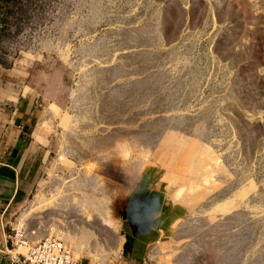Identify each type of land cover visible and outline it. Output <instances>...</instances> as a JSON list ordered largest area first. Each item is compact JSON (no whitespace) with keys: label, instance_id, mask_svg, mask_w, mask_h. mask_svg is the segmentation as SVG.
<instances>
[{"label":"rangeland","instance_id":"374dc122","mask_svg":"<svg viewBox=\"0 0 264 264\" xmlns=\"http://www.w3.org/2000/svg\"><path fill=\"white\" fill-rule=\"evenodd\" d=\"M21 93L49 140L12 211L32 239L114 264L144 178L178 216L145 264H264V0H0V112Z\"/></svg>","mask_w":264,"mask_h":264},{"label":"crops","instance_id":"0c3cea01","mask_svg":"<svg viewBox=\"0 0 264 264\" xmlns=\"http://www.w3.org/2000/svg\"><path fill=\"white\" fill-rule=\"evenodd\" d=\"M5 102L12 109L8 114L0 112V222L4 217L7 219L6 210L28 199L49 147L48 136L40 132L37 121L42 101L34 94L21 93ZM176 210L164 192L153 188L150 181L140 179L128 198L123 217L122 255L114 264H145L142 256L150 245L170 233L178 217ZM127 237L130 244L125 253ZM0 264L10 263L0 256Z\"/></svg>","mask_w":264,"mask_h":264},{"label":"built area","instance_id":"2783aa9c","mask_svg":"<svg viewBox=\"0 0 264 264\" xmlns=\"http://www.w3.org/2000/svg\"><path fill=\"white\" fill-rule=\"evenodd\" d=\"M6 211L7 219L0 222V256L10 264H81L61 234L51 232L46 237L30 239L24 218L16 217L13 209Z\"/></svg>","mask_w":264,"mask_h":264},{"label":"bare ground","instance_id":"6f19581e","mask_svg":"<svg viewBox=\"0 0 264 264\" xmlns=\"http://www.w3.org/2000/svg\"><path fill=\"white\" fill-rule=\"evenodd\" d=\"M109 213L106 212V211L101 210V211H99V217H100L102 223H104L106 226H108L109 228H112V229H116L115 220L112 217V215H110L111 213L110 214ZM23 218H24V216H23ZM24 220L26 222H28L26 220V218H24ZM29 238L32 239V236H30V232H29Z\"/></svg>","mask_w":264,"mask_h":264},{"label":"trees","instance_id":"16d2710c","mask_svg":"<svg viewBox=\"0 0 264 264\" xmlns=\"http://www.w3.org/2000/svg\"><path fill=\"white\" fill-rule=\"evenodd\" d=\"M129 244H130V238L127 237V243L125 244V247H124V249H125V253L128 252V246H129Z\"/></svg>","mask_w":264,"mask_h":264}]
</instances>
